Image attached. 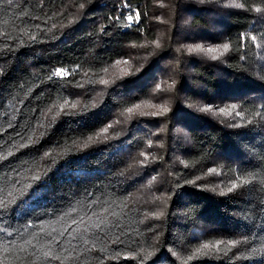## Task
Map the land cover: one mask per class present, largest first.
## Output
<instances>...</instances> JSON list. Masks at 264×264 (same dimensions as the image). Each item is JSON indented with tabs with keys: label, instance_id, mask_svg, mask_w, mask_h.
I'll return each instance as SVG.
<instances>
[{
	"label": "trees",
	"instance_id": "trees-1",
	"mask_svg": "<svg viewBox=\"0 0 264 264\" xmlns=\"http://www.w3.org/2000/svg\"><path fill=\"white\" fill-rule=\"evenodd\" d=\"M33 130L0 161V197L43 177L0 210V264H264L261 0H0V155ZM73 208L107 222L69 244Z\"/></svg>",
	"mask_w": 264,
	"mask_h": 264
},
{
	"label": "snow or ice",
	"instance_id": "snow-or-ice-1",
	"mask_svg": "<svg viewBox=\"0 0 264 264\" xmlns=\"http://www.w3.org/2000/svg\"><path fill=\"white\" fill-rule=\"evenodd\" d=\"M10 2V0H9ZM261 2H264V0H261ZM256 11H260V9H256ZM138 16V14H137ZM128 20L131 21L132 17L129 16ZM255 39V38H253ZM223 47V51L227 52L229 50V44L225 43L222 45ZM194 49H189V51H193ZM197 51L201 50V49H195ZM207 52L212 53V52H217L218 49L217 48H208L206 49ZM223 53H221L222 55ZM217 57H213V59H215ZM55 76L58 77H64L67 76L68 73L64 70L61 69H57L54 73ZM104 83H107V81H103ZM69 101L65 100L64 104L59 106V111L56 113V116L61 115V113L63 114V116L66 119H70L73 120V122H79L80 120H83L86 117V113L88 111L87 108H85L84 110L80 111V112H75L72 111L71 109H75L76 108V104L73 103L71 104V108L69 109ZM53 107H55V105H53ZM136 108H139L140 105H136ZM237 108L236 104H232L230 108H219V112L224 114V115H231L232 112ZM203 111H212V107L209 105L207 108L202 109ZM52 108H48V112H51ZM134 111L133 108H128L127 112L128 113H132ZM166 111V109H165ZM237 116H240L241 113L240 112H236L235 113ZM152 115H156V113H153ZM55 116L52 118L53 120H55ZM40 128L45 127V123L43 120V116L41 121L38 123L37 125ZM108 127H111V125H109ZM108 128H104L103 132L107 133ZM44 133H40V136H43ZM39 141V137L36 136L35 130L32 131L31 134H28L26 136H21L19 142L14 145V147H16V152H9L8 155H0V161H4L6 162L8 160V158L10 156L16 155L20 150L23 149H27L29 147H33L35 146ZM88 142H93V137L89 136L88 137ZM44 156H49L51 157V153L50 152H45ZM5 165L3 163H0V169H2ZM38 167V165H33L32 168H29L27 172H25L23 175H21L20 172L16 173V179L14 181L13 184V191H9L7 193V196H2L0 197V210H7L11 207L12 204L15 203L16 199L18 196H23L25 193L28 192L29 189L33 188L37 182H39L43 177L39 174L34 172V168ZM50 169L47 168V166H45V171H44V175L46 176L48 171ZM31 173V174H30ZM242 184L247 183L246 181H242ZM238 187L237 184L233 183L232 186L228 189L229 192L233 191L234 189H236ZM91 207V206H90ZM77 210L75 208L71 209L68 212H65L63 214V216L60 217V220L63 221L66 217H72L71 218V223L65 227L62 231H56L55 229H53L54 232H56L57 236H61L64 237L65 233H67V239L69 240V244H71V241L74 239H77L78 237H80L81 239L83 238V234L87 233L89 231L90 228H94V229H100L101 226L103 224H105L107 222V217H104L103 219L101 218L100 214H97L95 212L92 213V215L96 216V221L92 222V223H87L85 221V217L81 216V215H75L73 216V213H76ZM105 212H108V210L106 209ZM122 213H118L115 211V209H112L110 212H108V215H111L112 217L115 218H119V216ZM85 215H87V213H85ZM89 220H91V217H89ZM75 226V227H73ZM4 229L3 227H0V232H3ZM46 235H48L50 237V243H55V244H60V241L56 239V236H53L52 233H46ZM220 243V242H218ZM229 243H234L233 241H229ZM61 247H63V245H61ZM203 248L207 249L209 248L208 244H204ZM69 251H72L74 249H68ZM47 255V254H46Z\"/></svg>",
	"mask_w": 264,
	"mask_h": 264
}]
</instances>
